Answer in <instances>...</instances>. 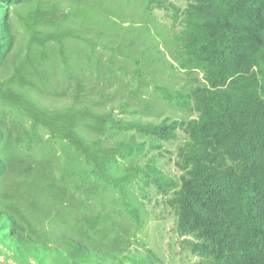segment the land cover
I'll use <instances>...</instances> for the list:
<instances>
[{
    "label": "rangeland",
    "instance_id": "1",
    "mask_svg": "<svg viewBox=\"0 0 264 264\" xmlns=\"http://www.w3.org/2000/svg\"><path fill=\"white\" fill-rule=\"evenodd\" d=\"M10 2L0 9V264H197L170 205L186 137L126 130L197 118L179 104L203 75L181 65L172 20L189 2ZM128 146L139 152L123 155Z\"/></svg>",
    "mask_w": 264,
    "mask_h": 264
},
{
    "label": "trees",
    "instance_id": "2",
    "mask_svg": "<svg viewBox=\"0 0 264 264\" xmlns=\"http://www.w3.org/2000/svg\"><path fill=\"white\" fill-rule=\"evenodd\" d=\"M10 1L16 0H0V9ZM187 2L183 11L173 8L172 20L182 28L177 53L184 69L203 78L179 107L195 110L197 118L126 130L159 141H176L179 130L186 137L170 205L179 236L195 238L190 248L197 264H264V0ZM125 148V156L139 152ZM12 235L5 237L18 240Z\"/></svg>",
    "mask_w": 264,
    "mask_h": 264
}]
</instances>
